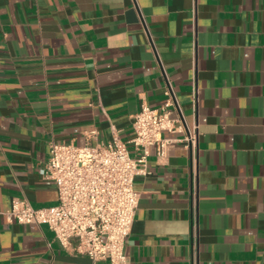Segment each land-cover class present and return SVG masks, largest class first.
Returning a JSON list of instances; mask_svg holds the SVG:
<instances>
[{"label": "crops", "instance_id": "0c3cea01", "mask_svg": "<svg viewBox=\"0 0 264 264\" xmlns=\"http://www.w3.org/2000/svg\"><path fill=\"white\" fill-rule=\"evenodd\" d=\"M166 90L197 140L135 176L129 264H264V0H0V210L57 202L49 140L126 142ZM0 264L107 262L0 214Z\"/></svg>", "mask_w": 264, "mask_h": 264}, {"label": "built area", "instance_id": "2783aa9c", "mask_svg": "<svg viewBox=\"0 0 264 264\" xmlns=\"http://www.w3.org/2000/svg\"><path fill=\"white\" fill-rule=\"evenodd\" d=\"M165 94L159 107L141 105L133 115V135L126 142L116 136L93 145L49 140L47 158L38 173L54 183L57 202L36 208L14 198L0 214L17 223L46 224L66 251L86 255L93 262L129 264L124 249L139 201L133 187L135 176L148 172L152 147L158 158L166 156L175 139L163 132L183 133L186 148L197 140V123L188 129L176 113L171 91ZM197 101L194 85V110Z\"/></svg>", "mask_w": 264, "mask_h": 264}]
</instances>
